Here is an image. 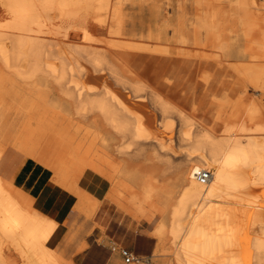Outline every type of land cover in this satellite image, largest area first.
<instances>
[{
	"label": "bare ground",
	"instance_id": "obj_1",
	"mask_svg": "<svg viewBox=\"0 0 264 264\" xmlns=\"http://www.w3.org/2000/svg\"><path fill=\"white\" fill-rule=\"evenodd\" d=\"M0 70V165L53 171L0 172V264H67L47 212L99 196L173 264H264V0H0Z\"/></svg>",
	"mask_w": 264,
	"mask_h": 264
},
{
	"label": "crops",
	"instance_id": "obj_2",
	"mask_svg": "<svg viewBox=\"0 0 264 264\" xmlns=\"http://www.w3.org/2000/svg\"><path fill=\"white\" fill-rule=\"evenodd\" d=\"M23 161V155L9 151L2 159L0 172L8 178H14L19 184L27 181L25 187L37 203L53 171L37 160L27 165ZM99 198L100 204L90 219L79 215L74 207L75 199L67 206L61 201L62 204L51 206L47 212L59 220L63 228L60 235L68 229L58 246L66 263L114 264L118 254L121 255V249H127L137 257L154 254L157 244L153 235L155 222L138 219L112 200L104 196ZM52 199V202H58L60 196L56 194L55 199Z\"/></svg>",
	"mask_w": 264,
	"mask_h": 264
},
{
	"label": "rangeland",
	"instance_id": "obj_3",
	"mask_svg": "<svg viewBox=\"0 0 264 264\" xmlns=\"http://www.w3.org/2000/svg\"><path fill=\"white\" fill-rule=\"evenodd\" d=\"M232 7L235 8V10L233 12L231 11L227 13L228 21L232 19L236 20L238 16V12L236 8L237 5L234 4ZM8 89H9V85H7L6 82H0V116H1V112L4 111V109H7L6 104L7 101L10 100V97L8 95ZM158 220H159L158 217H156L153 220L155 222V225L157 224ZM114 264H173V263L169 260V256L160 257L153 254L148 257H138V259L130 263H125L123 257H121V255L118 254L117 260Z\"/></svg>",
	"mask_w": 264,
	"mask_h": 264
},
{
	"label": "built area",
	"instance_id": "obj_4",
	"mask_svg": "<svg viewBox=\"0 0 264 264\" xmlns=\"http://www.w3.org/2000/svg\"><path fill=\"white\" fill-rule=\"evenodd\" d=\"M210 175H211L210 172L204 170L200 173L199 178L202 180H206L210 177ZM120 253L126 263H130L134 261L135 258L137 257L127 249H121Z\"/></svg>",
	"mask_w": 264,
	"mask_h": 264
}]
</instances>
